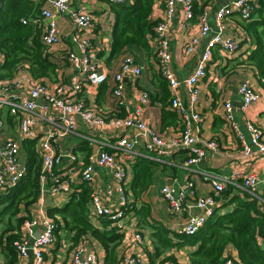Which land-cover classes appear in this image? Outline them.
Instances as JSON below:
<instances>
[{"label": "crops", "instance_id": "1", "mask_svg": "<svg viewBox=\"0 0 264 264\" xmlns=\"http://www.w3.org/2000/svg\"><path fill=\"white\" fill-rule=\"evenodd\" d=\"M223 2H226L225 4L229 3L228 0H214L204 4V0H194V19L191 22H184L180 12H176L170 24L168 36L170 52L172 54L171 67L178 79H185L192 75L197 66L199 54L205 45V40L198 36L200 16L205 15L206 21L211 26H214L215 11ZM48 7V0H45L43 8ZM70 7L75 12H89L96 21L95 28L87 32L77 31L69 16L57 17L60 44L53 48H47L51 60L58 66V69H56L57 79L46 80L45 85H49L48 87H50L58 82H63L66 85L71 83L74 71L64 59V56L67 52H77L75 39L80 37L88 38L90 41L89 54L98 63L100 71L107 74L108 80L106 84L109 86V89L104 94L99 95L98 89L94 92L86 88L79 98L99 113L111 117L122 115L124 117L126 111L124 108L118 107L117 100L113 98L111 91L114 85L113 76L119 71L121 62L125 58L131 57L138 64L142 65L144 70L139 78L124 79L123 98L125 105L130 110H134L133 108L139 106L138 100L140 95L147 93L148 101L141 106L143 120L148 122L153 130L166 139L178 137L181 125L176 128L170 127L163 132L160 131V104L155 99V76L159 74L155 53L152 56L145 57L138 52L129 51L124 56L108 64L105 59L110 51L111 31L114 23L110 4L105 0H70ZM162 12V1L154 0L152 21L157 23ZM240 22V18L235 14L224 20L225 36L234 38L240 43L238 50L230 56H225L215 50L211 61L207 64L206 77L196 84L198 97L195 110L201 117V121L197 125V136L201 141L214 142L219 147V154L212 155L203 144L199 143L198 148L203 151L204 157L197 165L185 169L184 167L188 160V152L186 150H177L167 157H162L156 153H147L140 141L133 148L132 153L128 157H124L113 149L109 150L118 138L125 135L124 131L108 128L104 131L103 135H99L85 128L79 120H75L77 135L59 137L53 147L55 153L62 152L64 157L61 164L56 166L53 177L42 188L36 204L29 209L32 216L36 215L40 210H44L47 213L49 209L63 207L67 203L74 187L81 182L78 173L72 174L78 168L76 167V163H71L70 156H75L79 161H82V154L79 150L85 143L89 145L91 154L97 152L102 147V149L114 153L116 166H124L125 168L124 187L128 196V205L123 219L117 223L111 225L105 218H95L91 213L89 221L100 234L114 232L123 236L115 250L120 261L126 255L133 254L142 257V264H149L147 258V252L151 251L149 232L147 229H140L138 227V218L136 216L137 211L142 207L143 203H148L151 206L152 220L161 223L171 232H176L186 225L191 216L201 214V211L195 208V199L211 195L213 181L223 184L225 190L228 188V192L231 195H242L245 192L242 182L246 176L254 175L263 181V157L256 154L249 159H244L236 134V131L242 133L245 140L248 141L249 135L246 132L245 123H253L260 128L261 138L264 141V92L258 83L253 67L244 63L247 56L254 49V45L248 37L244 36L245 31L239 25ZM192 37L198 38V45H196L192 53L185 55L182 52V47L189 43ZM1 61L2 57L0 56ZM25 73L27 72L22 70L19 76H23ZM242 82L248 83L259 96L255 104L246 108L241 106L240 97L237 93ZM26 92V88L22 86L14 91L13 94L19 97L25 95ZM176 94L182 104H189V90L186 86L181 85ZM226 102H230L233 105L236 131L225 121L224 103ZM38 103L43 104V100H39ZM8 116L13 117L11 123L8 121ZM24 116H26V113L23 111L19 110L13 113L9 108L4 109L3 128L0 133V141L11 139L18 143L20 147L19 158L23 163L26 162L25 152L22 148L23 142L34 140L36 142V151L39 152L47 131L46 125H40L34 130V137L32 139H25L20 136L17 126L19 119ZM128 133L130 137L136 136L134 130H129ZM138 158H149L159 163V168L153 176L152 186L139 199L135 198L132 194V165ZM95 173L94 186L88 185V187L104 195L108 191H111V197L105 203L107 206L117 209L118 196L114 190L116 180L113 170L96 168ZM68 176L71 178L70 180ZM61 183L68 184L67 191L60 192L57 190L58 184ZM166 185L174 188L177 192L183 191L185 193L184 204L178 212L172 213L160 194V189ZM190 185L191 188L186 189ZM220 198L217 200L214 210L215 213L222 214L227 209L222 208V200ZM254 198L258 200L260 209L264 213V183L258 186ZM229 210L230 208H228ZM105 222H108V224ZM134 228L142 235L144 240L141 247H137L132 242L126 240ZM34 233H37L36 230ZM72 234L69 235L67 232H64V234L59 233V235L63 236V240L59 242L56 235V244L44 253V264H66L70 260L74 249L71 248L70 242ZM36 236L37 234H35ZM82 243L88 252L97 256L98 264H103L105 250L101 242L93 235L88 234L84 237ZM3 246H5V241L0 239V264L6 263V257L2 252ZM191 250V248H184L178 251L172 250L170 255L174 256L175 264H189L187 253ZM232 253L236 254L234 251ZM32 262L33 258L30 255L21 258L15 254V264H32Z\"/></svg>", "mask_w": 264, "mask_h": 264}, {"label": "built area", "instance_id": "2", "mask_svg": "<svg viewBox=\"0 0 264 264\" xmlns=\"http://www.w3.org/2000/svg\"><path fill=\"white\" fill-rule=\"evenodd\" d=\"M105 1L123 5L129 4L133 0ZM161 1L163 12L154 27L152 45L158 72L166 81L171 92L170 108L180 119L181 131L179 136L174 139H166L161 136L151 128L148 122L143 120L141 106L148 101L147 93L140 95L139 106L133 108L134 110H130L125 105L123 98L124 79L139 78L144 70L143 66L131 57H127L121 62L119 71L113 76L112 96L117 100V105L125 109L126 115L124 117H111L99 113L79 98L88 86L99 87L108 80L107 74L100 71L98 63L89 54L90 41L88 38L75 39L77 52H67L64 56V59L74 71L73 79L69 85L63 82H58L50 87H48L49 85H41L36 83L28 73L23 76L17 74L12 80H0V133L3 128V110L6 108H9L13 113L19 110L26 113V116L19 119L17 126L19 135L25 139H32L34 130L38 126L46 125L47 127L39 151L42 160L39 174L40 192L53 177L56 166L61 164L64 157L62 152L57 154L53 151L57 139L67 135H77L75 120H79L85 128L99 135H103L108 128L124 131L125 135L118 138L109 149L119 152L124 157H128L140 141L147 153H156L162 157H167L177 150H186L188 160L185 169L197 165L204 157L203 151L198 148L199 143L203 144L212 155L219 154V147L214 142L201 141L197 136V125L201 121V117L195 110L198 97L196 84L206 77L207 64L211 61L215 50L225 56H230L240 46L236 39L225 36L224 20L235 14L241 20L248 21L254 8L250 0H232L216 9L214 26L206 21L205 15H201L198 36L205 40V45L199 54L197 66L192 75L185 79H178L171 67L172 54L170 52L168 30L178 11L184 22H191L194 19V0ZM48 5L49 7L44 8L41 12L44 25L41 40L46 48H53L60 44L57 25V17L59 16H69L77 31L94 30L96 24L94 17L86 11H73L70 7V0H48ZM196 45H198V38L192 37L189 43L182 47V52L189 55ZM181 85L186 86L189 90L190 102L188 105L182 104L176 94ZM22 86L26 88L27 92L25 95L17 97L13 92ZM237 93L243 108L255 104L259 99L258 94L246 82L240 84ZM39 100H43V104H39ZM224 117L227 124L236 131L233 105L230 102L224 103ZM245 128L249 135L248 141L245 140L242 133L236 131L242 157L249 159L259 154L264 159V141L261 138L260 128L253 123H245ZM129 130H134L136 136L130 137ZM113 154L101 147L97 152L90 154L86 164L79 161L75 156L69 157L71 163H76L78 168L72 174L78 173L81 182L84 181L92 187L95 183L96 168L113 170L116 180L114 190L118 196V208H111L105 203L107 199H110L111 191L104 195L92 189L89 200L91 215L95 218H105L111 225L123 219L128 205V196L124 187L125 168L124 166H116ZM19 155L20 147L16 141L11 139L0 141V193L7 188L16 186L27 173L26 163L20 161ZM68 178L71 179L69 176ZM261 183H264V180L261 181L254 175H249L243 179L242 186L246 193L254 197ZM190 188L191 185L186 189ZM212 188L211 195L195 199V208L200 210L201 214L191 216L186 225L176 231L177 234H184L188 237L194 236L213 215L217 200L225 191V186L213 181ZM67 189V183L58 184V191L64 192ZM160 194L172 213L181 210L185 199L183 191L177 192L174 188L166 185L160 189ZM56 228L57 225L54 219L49 218L46 211H38L36 215L32 216L28 224L21 227L19 240L13 242L15 253L21 258L32 256V264H44V253L56 244ZM35 230L37 233H34ZM35 234H37L36 237ZM126 240L137 247H141L144 243L142 235L135 228L132 229ZM142 261V257L128 254L121 259L120 264H142ZM236 262V254L231 252L227 255L224 264H235ZM66 264H98V258L95 254L88 252L84 244L81 243L73 249L72 256Z\"/></svg>", "mask_w": 264, "mask_h": 264}, {"label": "trees", "instance_id": "3", "mask_svg": "<svg viewBox=\"0 0 264 264\" xmlns=\"http://www.w3.org/2000/svg\"><path fill=\"white\" fill-rule=\"evenodd\" d=\"M211 1L214 0H204V4ZM44 3L45 0H0V80H12L22 70L41 85H45L46 80L57 79L58 66L51 60L41 40ZM107 3L110 4L114 23L106 62L109 64L129 51L145 57L152 56L156 25L152 21L154 0H133L131 4L123 5ZM250 3L254 8L251 18L248 21L240 19L239 23L254 45L244 63L253 67L264 92V0H250ZM155 80V99L160 104L159 127L163 132L170 127L180 126V119L170 108L171 94L166 81L161 74L155 76ZM108 89L106 83L102 84L98 87L99 95ZM12 120L13 117L8 116L10 123ZM22 148L27 173L16 186L0 194V239L5 241L2 248L5 264H15L13 242L19 240L21 227L31 221L29 209L36 204L40 195L42 160L36 151V142L24 141ZM79 152L82 162L86 164L91 154L89 145L83 144ZM158 168L159 163L149 158H138L132 165V194L135 198L139 199L150 189ZM91 193L88 184L82 181L74 187L63 207L47 211L48 217L54 219L57 225L58 242L63 240L59 233H73L70 242L71 248H75L86 235L91 234L104 247L103 264H120L115 250L123 236L114 232L100 234L95 230L89 221ZM220 200L222 208L227 211L222 214L214 212L204 226L190 237L171 232L152 220L151 206L143 203L136 216L138 227L149 232L151 251L147 252L148 263L175 264L170 252L191 248L187 253L189 264H224L227 255L233 251L237 258L235 264H264V213L258 200L245 192L231 195L228 188L221 194Z\"/></svg>", "mask_w": 264, "mask_h": 264}, {"label": "rangeland", "instance_id": "4", "mask_svg": "<svg viewBox=\"0 0 264 264\" xmlns=\"http://www.w3.org/2000/svg\"><path fill=\"white\" fill-rule=\"evenodd\" d=\"M87 88H89V89H90V91H94V92H96V91H97V89H98V87H97V86H88Z\"/></svg>", "mask_w": 264, "mask_h": 264}, {"label": "water", "instance_id": "5", "mask_svg": "<svg viewBox=\"0 0 264 264\" xmlns=\"http://www.w3.org/2000/svg\"><path fill=\"white\" fill-rule=\"evenodd\" d=\"M232 0H228V2H231ZM226 2L221 3V5H225Z\"/></svg>", "mask_w": 264, "mask_h": 264}]
</instances>
